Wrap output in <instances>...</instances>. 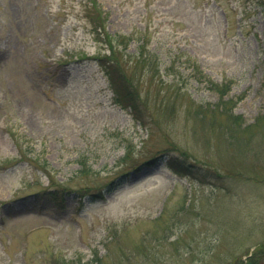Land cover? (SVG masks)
<instances>
[{
  "label": "rangeland",
  "instance_id": "obj_1",
  "mask_svg": "<svg viewBox=\"0 0 264 264\" xmlns=\"http://www.w3.org/2000/svg\"><path fill=\"white\" fill-rule=\"evenodd\" d=\"M263 2L0 0V264H264Z\"/></svg>",
  "mask_w": 264,
  "mask_h": 264
},
{
  "label": "trees",
  "instance_id": "obj_2",
  "mask_svg": "<svg viewBox=\"0 0 264 264\" xmlns=\"http://www.w3.org/2000/svg\"><path fill=\"white\" fill-rule=\"evenodd\" d=\"M93 3V2H91ZM262 14L264 17V2L262 4ZM89 21L92 23V39L93 41H101L103 43L106 44V46L108 47V50L110 49V52L108 51V53H102L99 51H94V53L91 56V59H93L94 61H96V63L100 66L101 69H103L106 73L107 76L111 77L110 72L114 71L113 69H121V71L118 69V71H120L121 74V87L120 86H115L114 85V89L116 92L115 98L114 100L116 102H118L120 105L129 108V110L131 111L132 115L137 117L140 121V117H139V112H138V103H137V90L135 88V86H132L129 88L130 84L132 85V81L129 79L128 76H126V73L124 71L125 67L127 66L126 63H120V58L119 59H114V53L118 52L119 48L118 46H120L121 48H124L127 44V41H130V35L129 34H122V33H110L109 31H107L104 27V25L99 22V19L97 18V20L95 18H90L88 16ZM263 35H264V30H263ZM141 42L139 44L140 49H138V51L136 52V54H134L135 57V61L136 62H140V61H144L145 59L147 60V64H148V69L149 70H153L154 69V65L151 68V63L155 61L154 58H152L149 54L145 53L146 55H142L143 53L141 52V45H143V38L142 36L140 37ZM148 57V58H147ZM263 60H264V40H263ZM125 62V60H124ZM116 65L118 66V68H116ZM119 73V74H120ZM129 80V81H126ZM124 81V82H123ZM123 83V84H122ZM222 96V94H221ZM264 115V113H263ZM236 117H239L238 115H235ZM239 124H241L240 122H238ZM64 188V187H62ZM67 191V190H63ZM44 193H47V197H49L50 199H52L54 201V203L56 205H60L61 202L56 201L58 197H60V194H54L52 191H46ZM90 194H96L99 197H103V192L98 191H92L90 192ZM78 205V204H77ZM76 205V206H77ZM91 257L87 258L86 263L85 264H101V259H102V255L100 254V252L98 251L97 247H93L91 248ZM73 259V258H72ZM70 260L71 263L69 264H82L80 262V258L75 259V260ZM68 264V263H65Z\"/></svg>",
  "mask_w": 264,
  "mask_h": 264
}]
</instances>
